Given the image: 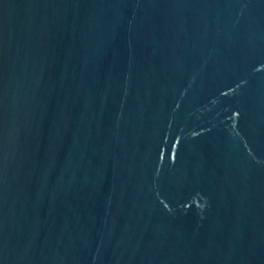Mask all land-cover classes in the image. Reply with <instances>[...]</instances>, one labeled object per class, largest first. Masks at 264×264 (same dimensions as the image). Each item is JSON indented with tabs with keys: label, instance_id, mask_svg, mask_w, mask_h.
<instances>
[{
	"label": "water",
	"instance_id": "water-1",
	"mask_svg": "<svg viewBox=\"0 0 264 264\" xmlns=\"http://www.w3.org/2000/svg\"><path fill=\"white\" fill-rule=\"evenodd\" d=\"M0 264H264V0H0Z\"/></svg>",
	"mask_w": 264,
	"mask_h": 264
}]
</instances>
